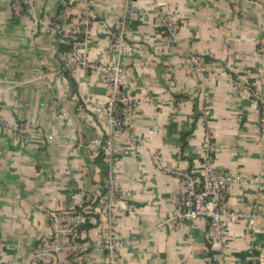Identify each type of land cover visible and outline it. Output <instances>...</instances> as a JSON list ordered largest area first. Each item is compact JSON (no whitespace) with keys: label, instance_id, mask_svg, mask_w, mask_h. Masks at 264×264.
I'll use <instances>...</instances> for the list:
<instances>
[{"label":"crops","instance_id":"obj_1","mask_svg":"<svg viewBox=\"0 0 264 264\" xmlns=\"http://www.w3.org/2000/svg\"><path fill=\"white\" fill-rule=\"evenodd\" d=\"M29 0L18 15L0 0V264H111L97 246L110 218L86 206L94 226L86 246L46 262L35 255L53 232L51 210L103 193L96 138L106 127L87 95L106 101L98 70L74 63L71 45L51 29L61 4ZM86 30L91 61H118L123 93L132 99L126 133L115 136L110 184L126 203L113 230L131 241L118 264H264V0H91ZM81 5H74L78 17ZM158 12L178 24L168 42ZM126 17L133 54L112 45ZM191 55L203 56V69ZM84 109L80 112L79 107ZM210 160L230 179V208L247 217L228 223L223 242L208 221H173L182 172L205 176ZM64 221H71L65 215ZM47 258L48 257H44Z\"/></svg>","mask_w":264,"mask_h":264},{"label":"built area","instance_id":"obj_2","mask_svg":"<svg viewBox=\"0 0 264 264\" xmlns=\"http://www.w3.org/2000/svg\"><path fill=\"white\" fill-rule=\"evenodd\" d=\"M6 1L10 3L12 9L18 15L25 14V7L30 6L29 0ZM74 5H81L78 17L73 16ZM91 8V0H73L71 3L64 1L50 27L54 32L60 34L65 41L70 42L75 65L100 71L103 80L110 85L111 94L106 101L94 100L90 95L86 96L85 101L90 104V113L106 127V137L96 138L94 142L99 145L100 150L104 148L106 151L105 161L112 166L115 136L126 133L125 125L132 112V99L125 95L122 90L125 70L120 62L106 60L96 62L91 61L87 56L85 34L92 23ZM157 24L166 31L168 42H174L177 39L178 24L176 22L158 12ZM125 27L126 17L124 16L119 22V30L112 32V45L122 53L133 54L135 51L134 46L126 43L124 38ZM190 60L195 68L203 69L202 55H191ZM79 110L82 113L84 112L81 106ZM0 126L13 127L22 134L26 131L22 126L14 127L5 124L1 115ZM262 126L264 131V118L262 119ZM1 155L2 146L0 144V157ZM180 175L182 186L176 199L178 213L171 219L180 222H194L199 218H205L208 221V231L211 238L223 242L228 233L227 224L247 217L245 212L230 208L227 193L231 179L210 160H206L204 178H200L193 172H182ZM107 182L108 189L105 193L93 194L87 196V198L99 197L96 207L110 218L109 230L97 247L107 251L111 264H118L119 251L130 245L131 241L117 236L116 231L112 228L114 221L112 213L116 208L125 207L126 203L117 196V193L111 187L110 176ZM83 205L82 203L72 208L51 210L49 212L53 232L40 238L34 252L35 255L43 258L46 262H50L51 257L86 246V243L80 240L85 230L83 232H76L75 230L79 224L90 219ZM65 215H71L72 220L64 221L63 217ZM44 257H48V259ZM222 264L227 263L223 262Z\"/></svg>","mask_w":264,"mask_h":264},{"label":"trees","instance_id":"obj_3","mask_svg":"<svg viewBox=\"0 0 264 264\" xmlns=\"http://www.w3.org/2000/svg\"><path fill=\"white\" fill-rule=\"evenodd\" d=\"M105 137L106 136H104L103 138H105ZM105 157H106V151L104 150V148H102L99 151L98 156L96 157V161L99 164L101 171H102V175H103V179H102V182L104 185L103 193H105L108 189V182L107 181H108V178L110 176V171H111V165L105 161ZM98 202H99V197H96V198L90 197L89 199L86 198L83 206L86 209L87 205L92 204V205L96 206L98 204ZM86 211H87V209H86ZM86 213H87V215H89L90 219L79 224L75 228L76 232H81V231L83 232V230L86 231L90 227L94 226V224H95L94 223V219H95L94 217H96L97 219L99 218V214H95L93 212L89 213L88 211Z\"/></svg>","mask_w":264,"mask_h":264}]
</instances>
